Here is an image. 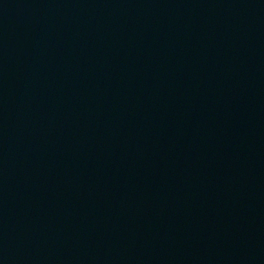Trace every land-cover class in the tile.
<instances>
[{"label":"water","instance_id":"1","mask_svg":"<svg viewBox=\"0 0 264 264\" xmlns=\"http://www.w3.org/2000/svg\"><path fill=\"white\" fill-rule=\"evenodd\" d=\"M0 264H264V0H0Z\"/></svg>","mask_w":264,"mask_h":264}]
</instances>
